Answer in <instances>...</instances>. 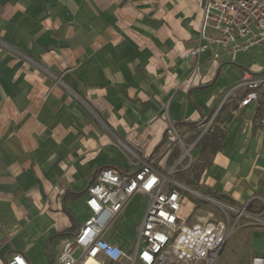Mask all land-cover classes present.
<instances>
[{"label": "crops", "instance_id": "1", "mask_svg": "<svg viewBox=\"0 0 264 264\" xmlns=\"http://www.w3.org/2000/svg\"><path fill=\"white\" fill-rule=\"evenodd\" d=\"M202 6L0 0V39L27 57L0 47V264L17 253L55 264L89 216L85 190L98 171L140 168L117 139L166 170L179 158L166 140L170 124L187 144L215 127L223 133L214 152L194 146L196 189L237 206L264 199L261 110L251 103L232 114L244 90L224 99L244 70L264 61H238L248 51L231 55L211 44L185 58L199 42ZM134 202L138 223L148 197L136 195L124 211ZM108 239L128 249L120 236Z\"/></svg>", "mask_w": 264, "mask_h": 264}, {"label": "built area", "instance_id": "2", "mask_svg": "<svg viewBox=\"0 0 264 264\" xmlns=\"http://www.w3.org/2000/svg\"><path fill=\"white\" fill-rule=\"evenodd\" d=\"M264 43V0H203L199 26V42L184 57H196L203 44L224 48L231 55L247 52ZM5 48L27 58L5 43ZM264 48V47H263ZM218 57V54L214 55ZM238 90L246 93L232 110L256 103L263 109L264 67L259 71L244 70L239 81L224 99ZM207 126L206 129H208ZM167 134L176 136L184 149L179 160L169 170L157 168L150 160L117 139V144L140 168L130 174L113 168H102L89 183L85 207L89 216L64 244L55 264H214L223 246L243 227L264 230V199L250 198L241 206L206 195L177 180L173 174L185 170L182 161L191 156L196 143L185 147L170 124ZM210 210L188 203L189 211L182 214L186 195ZM136 195H146L148 205L138 222L134 248L124 249L111 242L116 236L112 227ZM260 201L256 211L251 203ZM7 264H30L17 253ZM245 264H264V254H254Z\"/></svg>", "mask_w": 264, "mask_h": 264}, {"label": "rangeland", "instance_id": "3", "mask_svg": "<svg viewBox=\"0 0 264 264\" xmlns=\"http://www.w3.org/2000/svg\"><path fill=\"white\" fill-rule=\"evenodd\" d=\"M4 45H5V42L0 39L1 48L6 49L7 51L13 53L14 55H18L14 53L12 50H9L7 47L5 48ZM263 47H264V43L262 45H259V46H256L250 49L247 53L238 54V61H246L250 63L254 62V63L262 64L264 61V56L261 55L263 53L262 52ZM260 110H261V113H259V116H257L256 118L263 117L262 119H264V108ZM176 131L179 137L181 138L183 144L185 145V147L187 146L189 147L193 144V143L187 144V143H190V141L186 143L185 141L186 139H184L181 132H179L178 130ZM166 140L168 142V147L173 148L174 152L177 151L179 154V158H180V156L184 153V149L179 143L177 137L173 136V139H172V137L168 135ZM192 152H191L190 157H187L182 161L183 162L181 165L182 167H179V169L183 168L185 170L177 171L175 174H173V176L175 178L177 177L176 178L177 180L185 183L191 188L196 189L201 179V175L199 176V178H197L201 170L199 166L200 164L196 165L197 164L196 155H193ZM174 165H172L171 167H173ZM193 167L194 169H192ZM170 168L166 169V171L169 170ZM183 172H184V175L177 174V173H183ZM191 202H195L197 207H203L200 202L194 201L192 196L187 194L185 205H184V208L182 209V214H185L189 211L188 203H191ZM134 204L135 202L133 203L132 208H130L126 212L124 211V213L121 214V216L116 220V223L112 226L114 227L112 229V232L120 236V238L123 239L125 242L124 247L129 248L130 250L134 248L133 242L135 239V234H136L135 232H136L137 225H138V223L135 222V219H137L139 215V206L136 205L135 207ZM251 207L253 208V206ZM203 208H204L203 210H210V211L215 212L216 215H218V212H217L218 210L216 209L214 210V208L210 205L204 206ZM254 208L256 210H260L261 206H259V208H256L254 206ZM233 235L235 236L231 237L226 242V244L223 246L214 264H245L246 263L245 260L248 258V256H250L251 253L252 254L264 253V230L263 229L256 228V227H243L237 230Z\"/></svg>", "mask_w": 264, "mask_h": 264}, {"label": "trees", "instance_id": "4", "mask_svg": "<svg viewBox=\"0 0 264 264\" xmlns=\"http://www.w3.org/2000/svg\"><path fill=\"white\" fill-rule=\"evenodd\" d=\"M223 137V133L220 129L214 128L213 130H208L196 143L197 146L201 148L202 152L207 150L215 151L218 150L220 140ZM111 168V167H104ZM102 169V168H101Z\"/></svg>", "mask_w": 264, "mask_h": 264}]
</instances>
